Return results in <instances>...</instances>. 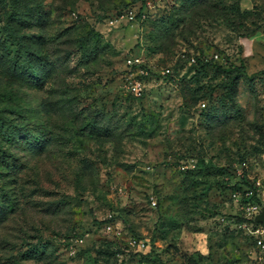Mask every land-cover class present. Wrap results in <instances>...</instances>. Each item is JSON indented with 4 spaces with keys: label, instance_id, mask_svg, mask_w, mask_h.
Wrapping results in <instances>:
<instances>
[{
    "label": "rangeland",
    "instance_id": "374dc122",
    "mask_svg": "<svg viewBox=\"0 0 264 264\" xmlns=\"http://www.w3.org/2000/svg\"><path fill=\"white\" fill-rule=\"evenodd\" d=\"M249 203L264 0H0V264H264Z\"/></svg>",
    "mask_w": 264,
    "mask_h": 264
},
{
    "label": "built area",
    "instance_id": "2783aa9c",
    "mask_svg": "<svg viewBox=\"0 0 264 264\" xmlns=\"http://www.w3.org/2000/svg\"><path fill=\"white\" fill-rule=\"evenodd\" d=\"M193 61V59H191ZM127 63L131 65H139L141 63V58L135 56L130 57L127 59ZM236 195V194H235ZM248 195H251V191L248 192ZM262 209L260 205L257 203H249L246 211L245 218L249 220L252 226L251 233L255 235V237H258L259 235H262V239H257V244L259 247L264 249V223L255 224V216L261 212ZM110 228V227H108ZM129 243L134 246L142 247L144 246V243L138 242L136 239H130Z\"/></svg>",
    "mask_w": 264,
    "mask_h": 264
},
{
    "label": "water",
    "instance_id": "95a60500",
    "mask_svg": "<svg viewBox=\"0 0 264 264\" xmlns=\"http://www.w3.org/2000/svg\"><path fill=\"white\" fill-rule=\"evenodd\" d=\"M254 219L256 222L264 223V205L262 206L261 212L258 213Z\"/></svg>",
    "mask_w": 264,
    "mask_h": 264
},
{
    "label": "trees",
    "instance_id": "16d2710c",
    "mask_svg": "<svg viewBox=\"0 0 264 264\" xmlns=\"http://www.w3.org/2000/svg\"><path fill=\"white\" fill-rule=\"evenodd\" d=\"M263 205H264V204H263ZM263 205H262V206H263ZM254 223H255V224H260L259 222H256V221H254Z\"/></svg>",
    "mask_w": 264,
    "mask_h": 264
}]
</instances>
